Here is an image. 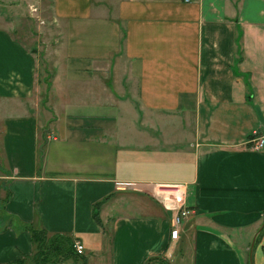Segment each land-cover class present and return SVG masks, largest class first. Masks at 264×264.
I'll return each instance as SVG.
<instances>
[{
    "label": "crops",
    "instance_id": "crops-1",
    "mask_svg": "<svg viewBox=\"0 0 264 264\" xmlns=\"http://www.w3.org/2000/svg\"><path fill=\"white\" fill-rule=\"evenodd\" d=\"M50 1L47 92L0 27V264L34 253L29 225L79 239L85 264H247L264 221V0ZM153 186L192 209L176 239ZM254 243L264 264V226Z\"/></svg>",
    "mask_w": 264,
    "mask_h": 264
},
{
    "label": "rangeland",
    "instance_id": "rangeland-1",
    "mask_svg": "<svg viewBox=\"0 0 264 264\" xmlns=\"http://www.w3.org/2000/svg\"><path fill=\"white\" fill-rule=\"evenodd\" d=\"M51 5L50 0H0V27L36 53L42 90L48 89L56 71L54 60H58L54 48L59 42V21L53 19ZM61 264H72V260Z\"/></svg>",
    "mask_w": 264,
    "mask_h": 264
},
{
    "label": "trees",
    "instance_id": "trees-1",
    "mask_svg": "<svg viewBox=\"0 0 264 264\" xmlns=\"http://www.w3.org/2000/svg\"><path fill=\"white\" fill-rule=\"evenodd\" d=\"M42 151V149H41ZM97 212H94V216L98 222H100ZM28 230L30 232L31 241L34 244V253L27 257L15 261L16 264H61L67 262L69 259L75 264V261L80 259L81 264H85L86 258L83 254H78L73 248V238L66 234H48L42 227H36L29 225ZM263 228L257 235L262 233ZM255 244V243H254ZM146 264H167V261L163 257L150 258ZM249 264V262H247Z\"/></svg>",
    "mask_w": 264,
    "mask_h": 264
},
{
    "label": "built area",
    "instance_id": "built-area-1",
    "mask_svg": "<svg viewBox=\"0 0 264 264\" xmlns=\"http://www.w3.org/2000/svg\"><path fill=\"white\" fill-rule=\"evenodd\" d=\"M184 2H193L196 0H183ZM264 139L259 138L254 141L253 148L259 149L263 146ZM150 193L158 199L163 206L171 211V231L170 237L176 239L179 235V227L184 218H186L191 212L192 209L186 206L182 191L178 186H153L150 190ZM73 248L76 253H84V245L79 239L73 240Z\"/></svg>",
    "mask_w": 264,
    "mask_h": 264
},
{
    "label": "water",
    "instance_id": "water-1",
    "mask_svg": "<svg viewBox=\"0 0 264 264\" xmlns=\"http://www.w3.org/2000/svg\"><path fill=\"white\" fill-rule=\"evenodd\" d=\"M264 226V221L262 223V225L258 228V230L256 231L255 235L253 236V239L251 241V244H250V249H249V264H252V253H253V247H254V242H255V239L258 235V233L260 232V230L263 228Z\"/></svg>",
    "mask_w": 264,
    "mask_h": 264
}]
</instances>
